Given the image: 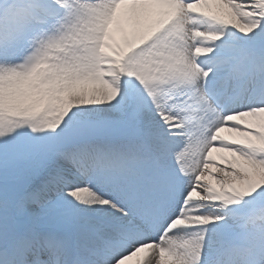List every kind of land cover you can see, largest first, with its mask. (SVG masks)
<instances>
[{
  "label": "snow or ice",
  "instance_id": "6c2138e0",
  "mask_svg": "<svg viewBox=\"0 0 264 264\" xmlns=\"http://www.w3.org/2000/svg\"><path fill=\"white\" fill-rule=\"evenodd\" d=\"M0 264H264V0H0Z\"/></svg>",
  "mask_w": 264,
  "mask_h": 264
},
{
  "label": "rangeland",
  "instance_id": "374dc122",
  "mask_svg": "<svg viewBox=\"0 0 264 264\" xmlns=\"http://www.w3.org/2000/svg\"><path fill=\"white\" fill-rule=\"evenodd\" d=\"M227 134H228V133H225V135H227ZM138 258H139V257H137V258H134V259H135V260H138Z\"/></svg>",
  "mask_w": 264,
  "mask_h": 264
},
{
  "label": "bare ground",
  "instance_id": "6f19581e",
  "mask_svg": "<svg viewBox=\"0 0 264 264\" xmlns=\"http://www.w3.org/2000/svg\"><path fill=\"white\" fill-rule=\"evenodd\" d=\"M140 259V257L138 258V260Z\"/></svg>",
  "mask_w": 264,
  "mask_h": 264
}]
</instances>
